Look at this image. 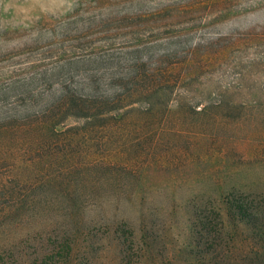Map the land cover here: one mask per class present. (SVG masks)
<instances>
[{"label":"rangeland","instance_id":"374dc122","mask_svg":"<svg viewBox=\"0 0 264 264\" xmlns=\"http://www.w3.org/2000/svg\"><path fill=\"white\" fill-rule=\"evenodd\" d=\"M148 43L159 62L182 61L173 68L184 79L179 100L205 110V132L191 136L189 153L152 154L154 142L176 136L129 125L106 136L73 117L59 124L81 163L134 169L115 187L98 171L43 167L49 129L34 141L0 136V264H151L145 250L126 251L124 236L264 235V0H0V86L56 79L73 57ZM95 66L104 69L71 66L81 92L92 89L82 83ZM72 183L77 197L67 202Z\"/></svg>","mask_w":264,"mask_h":264},{"label":"trees","instance_id":"16d2710c","mask_svg":"<svg viewBox=\"0 0 264 264\" xmlns=\"http://www.w3.org/2000/svg\"><path fill=\"white\" fill-rule=\"evenodd\" d=\"M155 45L129 46L108 56L96 53L76 56L66 62L65 73L56 79L51 73L48 78L34 75L0 86V109L7 105L9 108L3 109L0 115V136L15 138L18 135L20 138L23 134L34 141V135H46L45 131L49 129L53 135L49 136L48 142L40 144V150L44 153L39 162L43 167L52 168L61 161L66 175L74 170L98 171V175H93L97 181L105 175L108 184L113 187L118 178L131 177L135 173L134 169L105 162L103 158L81 163L79 155L72 151L71 141L74 138L69 132H60L58 128L64 120L71 117L84 120L106 136L113 135L114 131L126 125L147 131L150 136L156 135L157 139L162 134L170 133L177 139L168 142L157 140L149 149L150 152L155 154L161 148L187 150L186 153H189L191 136L205 132L200 124L205 110H195L194 105H182L179 94L184 79L181 75L177 76L173 69L181 65L179 63L182 61L159 62L153 57ZM94 63L103 64L104 69L100 72L101 69L95 66L82 83V86L87 85L92 89L81 92L80 85L73 83L76 75L70 68L72 65L84 64L92 67ZM37 80L40 81L36 86L37 91L27 89ZM55 89L58 94L49 103L46 99ZM11 98L14 102L9 105L8 100ZM25 104L34 105L35 108L27 109V113H23L22 109L15 110ZM82 135H87L85 128ZM63 197L67 202L76 199L74 183L69 185ZM124 237L122 246L126 251L143 253L145 250L151 264H264V235H253L243 240L239 235H190L182 241L177 238L169 240L162 235L139 241L133 235ZM42 259L49 261L48 257Z\"/></svg>","mask_w":264,"mask_h":264}]
</instances>
